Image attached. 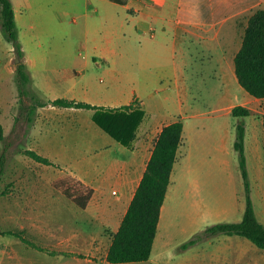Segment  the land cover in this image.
Wrapping results in <instances>:
<instances>
[{"label": "crops", "instance_id": "crops-1", "mask_svg": "<svg viewBox=\"0 0 264 264\" xmlns=\"http://www.w3.org/2000/svg\"><path fill=\"white\" fill-rule=\"evenodd\" d=\"M12 2L31 88L42 103L36 104L34 121L29 122L28 107L34 101L26 96L24 103L21 100L15 47L0 25V121L5 129L0 156L6 145L8 161L15 152L36 150L54 162L46 165L60 170L58 180L69 176L70 181L60 186H56L55 177L42 186H30L26 181L25 186L11 191L17 196L9 207L10 219L26 227L31 233V239L27 238L44 249L15 234L0 233V264H114L107 259L113 237L144 177L156 140L164 126L179 119L184 129L177 162L184 161L186 204L193 211L191 225L239 222L247 205L239 152L234 146L237 124L242 120L229 123L220 119L224 113L231 120L232 109L239 104L251 109L249 116L262 112L264 98L248 95L246 102L240 103L232 88H242L235 56L250 17L264 8V0ZM212 81L221 82V90L215 104L217 113L206 116L193 100L199 97V83ZM15 97L20 103L11 100ZM57 99L98 108L52 102ZM227 104L232 105L229 112L225 111ZM126 105L131 106L125 110L131 115L126 132L131 146L94 119L97 111ZM139 111L144 114L135 124ZM263 115L251 126L245 123L252 198L262 223ZM5 121L11 123L15 137L22 139L24 134L25 149H12ZM132 131L135 138L130 141ZM172 184L173 174L169 188ZM81 188L92 190L85 206L66 194L69 191L76 196ZM115 215H121L115 228L100 232V244L105 238L109 241L103 250L96 245L97 231L111 224ZM202 242L180 255L173 250V264H259V251L264 254V249L238 234L220 233ZM83 243L89 245L88 253L82 252ZM101 251L103 260L95 261ZM170 258L171 254L152 252L145 263L166 264Z\"/></svg>", "mask_w": 264, "mask_h": 264}, {"label": "trees", "instance_id": "trees-1", "mask_svg": "<svg viewBox=\"0 0 264 264\" xmlns=\"http://www.w3.org/2000/svg\"><path fill=\"white\" fill-rule=\"evenodd\" d=\"M112 1L119 4H127L128 2V0ZM0 25L4 35L13 43L19 53L20 61L17 64L16 82L22 102L24 103V96L34 101L28 107L30 111L28 120L33 122L36 104H41L42 101L31 88V75L23 61L25 53L19 40V30L12 0H0ZM235 67L240 85L251 95L264 98V8L256 10L249 19L242 47L235 56ZM52 102L66 106L98 108L92 104L75 100L57 99ZM130 107V105H126L117 109H110L104 113L97 111L94 115L95 121L101 127L128 146L132 145L129 144L126 137L128 120L131 115L125 113V110L130 109ZM143 114L141 111L137 113L135 124L141 120ZM232 114L237 117L249 116L251 109L239 104L232 109ZM183 129L184 123L179 119L164 126L159 134L144 177L122 220L121 226L113 237L107 256L109 262L114 264L136 263L145 262L151 258L162 208L183 141ZM245 136L246 125L244 121H240L237 124L234 146L239 152L240 167L245 183L247 205L243 219L239 222H219L210 225L203 232L197 233L189 241L183 243V248H187L205 237L225 233L246 236L259 248L264 249V223L257 217L252 198L251 181L245 153ZM134 138L135 133L132 131L129 139L132 141ZM0 140H5V129L1 121ZM8 151L9 146L6 145L0 156V179L9 159ZM24 152L38 162L54 164L48 157L38 153L36 150L27 149ZM66 194L73 197L82 206H85V202L92 196V190H83L81 188L79 193H76V196L69 191H66ZM6 232L15 234L27 243L44 249L25 237L21 232L13 230Z\"/></svg>", "mask_w": 264, "mask_h": 264}, {"label": "rangeland", "instance_id": "rangeland-1", "mask_svg": "<svg viewBox=\"0 0 264 264\" xmlns=\"http://www.w3.org/2000/svg\"><path fill=\"white\" fill-rule=\"evenodd\" d=\"M199 84H201L200 86H198L197 89L199 97H194L193 104L195 106H198V108H200L203 112H205L203 114L206 116L216 114L217 112H215V104L219 100L217 99L218 98L217 95L221 90V82L212 81L209 82L208 84L206 82H202ZM238 85L242 87L240 84ZM210 87H213L214 91ZM237 87L232 88L234 98H237L240 103L246 102L247 96L251 94L247 92L243 87L241 88V90L237 89ZM11 100L14 102L17 101L18 98L15 97V99L12 98ZM263 107H264V102L260 106L262 112L261 111L256 112L255 116H245V117L232 116L233 120L232 119L230 120V116L229 117L225 116L227 114H224L222 111L224 116L220 120L232 123V121H235V119L239 118L242 121H244L248 126H251L252 122L257 123V121H259L258 117L259 118L262 117L264 110ZM231 108L232 105L227 104L225 111L227 110L229 112V109ZM5 124L7 126V131H6L7 141L14 143L12 149H15V147L17 146L20 147L21 149H25L26 145H25V138L23 133L25 132L26 126H23L22 128L21 133L23 134V138L20 139L19 137H15V135L13 134L11 123L9 121H5ZM3 146L4 143L0 141L1 151L3 150ZM59 173L60 170L58 168L38 162L32 159L30 156L26 155V153H23L21 151L15 152L11 156L10 160L7 162L5 171L0 179V233L5 234L8 233L6 231H10L11 229H13V231L21 232L25 237L31 239V233L27 232L28 230L26 227H21V225L19 224L16 225V221L15 220L12 221V219H10L9 207L13 203L12 199L13 198L15 199V197L17 196L16 194L11 193V191L14 190L16 186H18L19 188L25 186L27 183L26 181H28V185L30 186H42V185L51 184L50 179L52 177H55L57 179ZM185 180L186 179H185L184 161L180 159V161L175 164V168L173 172V184L172 187L169 188L168 190L167 199L163 205V211L159 224L160 226L156 240V246L153 251V255H156L157 253L171 254V258L167 261L166 264H173V258H172L173 250L176 251L178 250L180 252L179 253L180 255L184 253L183 250L195 244L202 245L203 239H201L197 243L187 248L182 247L183 243L193 238L198 231L203 232L207 228L206 225H202L203 223L201 221H200V225H198L199 227H194L191 225V222L193 220L192 217L193 211L187 209ZM69 181H70V177L65 176L59 180L57 179L55 184L56 186H60ZM21 197H23V195H21ZM242 216L243 214L241 215V217H239L238 219L239 221L242 220ZM120 218L121 215L120 216L115 215L112 217L111 224H106L103 228L98 229L97 231L98 241L96 242V245L100 244L102 238L100 232L101 234H104V233H108L109 230L114 229L117 223L119 222ZM200 220H202V218H200ZM205 224H209V222H206ZM163 238H166V240ZM106 240L108 239L105 238V241H102V243L100 244L101 249L103 250L105 249L107 243L109 242V241L107 242ZM88 247H89L88 244L83 243L82 252L88 253L89 251ZM159 249H162L161 252L158 251ZM102 256H103V251H101V253L98 252L94 260L101 262V260H103L104 258ZM258 256H259V264H264V254L259 251ZM118 264H133V263H118ZM135 264H149V263L136 262ZM151 264H155V262H152Z\"/></svg>", "mask_w": 264, "mask_h": 264}, {"label": "water", "instance_id": "water-1", "mask_svg": "<svg viewBox=\"0 0 264 264\" xmlns=\"http://www.w3.org/2000/svg\"><path fill=\"white\" fill-rule=\"evenodd\" d=\"M14 52H15V56H16V61L19 62L20 61V56H19V53L16 49H14Z\"/></svg>", "mask_w": 264, "mask_h": 264}]
</instances>
